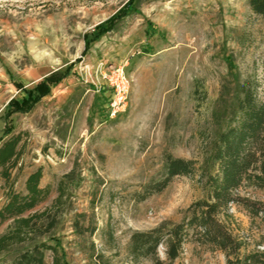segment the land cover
Wrapping results in <instances>:
<instances>
[{"label": "rangeland", "instance_id": "1", "mask_svg": "<svg viewBox=\"0 0 264 264\" xmlns=\"http://www.w3.org/2000/svg\"><path fill=\"white\" fill-rule=\"evenodd\" d=\"M119 70L130 91L113 116L109 79ZM54 72L62 79L48 96L6 118L9 102L25 96L15 82L31 88ZM240 86L264 101V18L248 0H0V141L8 129L21 140L10 180L0 173V212L8 191L27 194L41 169L49 198L37 209L56 224L36 240L54 237L68 264H151L132 260V234L179 223L206 193L197 171L142 196L165 178L166 155L202 165ZM241 192L264 203L263 190ZM231 208L247 250L264 251V221ZM11 226L0 219V237ZM29 244L0 251V264ZM159 255L166 260L164 247ZM174 264L226 258L187 242Z\"/></svg>", "mask_w": 264, "mask_h": 264}, {"label": "trees", "instance_id": "2", "mask_svg": "<svg viewBox=\"0 0 264 264\" xmlns=\"http://www.w3.org/2000/svg\"><path fill=\"white\" fill-rule=\"evenodd\" d=\"M248 4L254 14L264 18V0H248ZM93 35L99 37V32ZM61 79L54 72L31 88L15 82L25 96L9 102L6 118L34 109ZM229 121L228 128L218 135L209 156L199 168L193 161L166 155L165 178L148 186L142 199L163 192L175 177L193 176L197 171L206 195L185 210L179 223L166 221L151 230L133 233L130 242L133 261L174 264L184 245L193 242L221 251L226 264H264V251H248L246 242L235 233L231 211L232 206H241L252 219L264 221V203L241 192L244 186L264 191V101L256 98L252 88L240 86ZM12 133L13 130L8 129L5 132L8 138L0 141V173L7 181L11 177L9 171L20 156V137ZM42 176L39 169L28 177L27 194L9 190L0 212L2 221H12L10 230L0 237V251L30 242L11 264H46L47 253L52 254L53 264H68L61 244L55 242L54 237L48 241L36 240L56 224L55 217L49 218L46 224V212L37 209L49 198V189L40 186ZM160 247L165 248V261L160 258Z\"/></svg>", "mask_w": 264, "mask_h": 264}, {"label": "built area", "instance_id": "3", "mask_svg": "<svg viewBox=\"0 0 264 264\" xmlns=\"http://www.w3.org/2000/svg\"><path fill=\"white\" fill-rule=\"evenodd\" d=\"M110 85L113 90V101L110 104L111 114L114 116L120 111L121 107H126L130 84L124 72L119 70L110 77Z\"/></svg>", "mask_w": 264, "mask_h": 264}, {"label": "crops", "instance_id": "4", "mask_svg": "<svg viewBox=\"0 0 264 264\" xmlns=\"http://www.w3.org/2000/svg\"><path fill=\"white\" fill-rule=\"evenodd\" d=\"M37 84H38V83H37ZM47 96H48V95H47ZM44 98H45V97H44ZM44 98H43V99H44Z\"/></svg>", "mask_w": 264, "mask_h": 264}]
</instances>
